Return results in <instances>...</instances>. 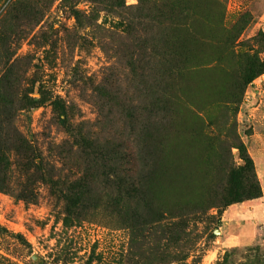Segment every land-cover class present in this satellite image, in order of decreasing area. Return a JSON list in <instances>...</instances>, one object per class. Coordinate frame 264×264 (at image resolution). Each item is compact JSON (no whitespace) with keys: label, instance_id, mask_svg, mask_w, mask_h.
I'll list each match as a JSON object with an SVG mask.
<instances>
[{"label":"rangeland","instance_id":"rangeland-1","mask_svg":"<svg viewBox=\"0 0 264 264\" xmlns=\"http://www.w3.org/2000/svg\"><path fill=\"white\" fill-rule=\"evenodd\" d=\"M0 149L13 262L264 264L262 217L224 229L237 204L155 219L192 177L264 204V0H0Z\"/></svg>","mask_w":264,"mask_h":264},{"label":"trees","instance_id":"trees-1","mask_svg":"<svg viewBox=\"0 0 264 264\" xmlns=\"http://www.w3.org/2000/svg\"><path fill=\"white\" fill-rule=\"evenodd\" d=\"M237 150L239 151V153L242 156V160L244 162V164L249 168L252 169V162L248 159L247 157V152H246V148L243 144L239 145L237 147ZM4 151V150H3ZM223 164V163H222ZM206 164H203L201 169L205 168ZM225 169V165H221L219 163L218 165V170L219 172L221 170ZM8 173H9V167H8V163L7 161H5V158L2 154V149H0V190H4L8 187ZM241 174L237 172L233 173L232 175V180L233 183H235V185H239L238 182V176H240ZM155 179L153 178H149L147 179V181L144 182V186L146 188V190H148L150 188V186H153ZM197 182V183H196ZM199 183V181H197V178L195 179L194 177H192L190 179V181L188 182V187L186 188V190L182 191V193H180V195L177 196L175 202H174V207L171 209V211H163L162 208H157L155 211V219L156 222H162L165 220V216L169 217L170 219H174V220H179V222L176 224L177 226L183 227L186 218L193 216L195 214H206L209 210L214 209V208H227L233 204H240L242 201L239 200H234V201H230V202H222L223 198L218 197L213 195H205L202 196V198H200V200H194V197L192 195V191L194 190V188L196 187V185ZM132 188H137L136 183L132 182ZM189 191V194H188ZM260 191L259 188L257 187H248V191L246 192V195L244 196L245 200H255L260 198ZM193 200V201H192ZM195 201V203H193ZM222 204V205H221ZM182 205H184L185 207L182 208ZM224 209V210H225ZM0 232H4L7 234V231H5L4 229H2L0 227ZM14 238L16 240H19L21 244H23L24 246H26L27 248H29L28 243H26L25 241H23V239L21 238V236L19 235H14ZM184 245H175L174 249L177 250V252H181V250H183ZM162 248H165L162 246ZM166 250L168 251L167 247ZM161 251V250H160ZM173 255L172 258L170 259L169 263H177L179 261L185 260L187 258V254L184 255H179V256H175ZM162 259H158L157 262L152 261L151 264H164L165 258L166 257H161ZM0 264H18L16 262L11 261L10 259H8L4 254H2L0 252Z\"/></svg>","mask_w":264,"mask_h":264},{"label":"crops","instance_id":"crops-1","mask_svg":"<svg viewBox=\"0 0 264 264\" xmlns=\"http://www.w3.org/2000/svg\"><path fill=\"white\" fill-rule=\"evenodd\" d=\"M262 200L263 199L250 200L241 204L231 206L223 212L225 231H228V229H232V231L234 230V234L230 239L231 244L241 245L247 241V239L242 234V231L244 229H241V227L243 226L242 220L244 219V215L250 218H252L251 216L254 217L255 215H257L262 217L264 220V204Z\"/></svg>","mask_w":264,"mask_h":264}]
</instances>
